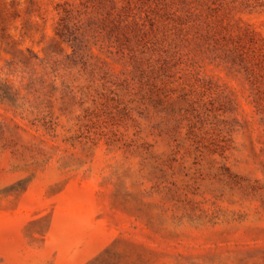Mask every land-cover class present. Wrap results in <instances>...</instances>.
Segmentation results:
<instances>
[{
    "label": "rangeland",
    "instance_id": "1",
    "mask_svg": "<svg viewBox=\"0 0 264 264\" xmlns=\"http://www.w3.org/2000/svg\"><path fill=\"white\" fill-rule=\"evenodd\" d=\"M0 264H264V0H0Z\"/></svg>",
    "mask_w": 264,
    "mask_h": 264
},
{
    "label": "trees",
    "instance_id": "2",
    "mask_svg": "<svg viewBox=\"0 0 264 264\" xmlns=\"http://www.w3.org/2000/svg\"><path fill=\"white\" fill-rule=\"evenodd\" d=\"M59 26H60V28H59V30L57 31V35L59 36V37H61V38H66V37H68L67 35V32H65V31H67V29H68V27H67V25L65 24V23H62V22H60L59 23Z\"/></svg>",
    "mask_w": 264,
    "mask_h": 264
}]
</instances>
